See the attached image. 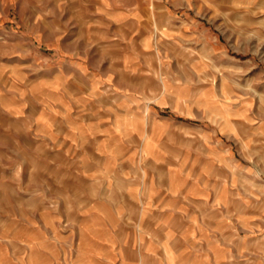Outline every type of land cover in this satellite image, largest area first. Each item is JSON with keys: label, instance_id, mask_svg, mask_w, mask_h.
<instances>
[{"label": "rangeland", "instance_id": "rangeland-1", "mask_svg": "<svg viewBox=\"0 0 264 264\" xmlns=\"http://www.w3.org/2000/svg\"><path fill=\"white\" fill-rule=\"evenodd\" d=\"M102 70L175 118L207 243L145 252L139 185L106 186L89 145L67 143L61 106L101 104ZM0 256L264 264V0H0Z\"/></svg>", "mask_w": 264, "mask_h": 264}, {"label": "crops", "instance_id": "crops-1", "mask_svg": "<svg viewBox=\"0 0 264 264\" xmlns=\"http://www.w3.org/2000/svg\"><path fill=\"white\" fill-rule=\"evenodd\" d=\"M116 75L119 77V72ZM111 79V74L102 70L100 87L91 83L87 90L91 97L101 96V104L92 97L85 99L86 104L61 106L58 118L63 129L72 133L67 143L86 148L89 145L87 152L81 151L80 159L93 161L92 176L97 172L107 176L106 186H116L115 174L124 180V185H139L141 222L147 230L145 244L149 247L145 252L184 250L193 244L207 243L202 235L208 238V231L192 227L188 220L194 214L191 201L197 200L195 181L188 176V165L179 169L174 160L178 151L182 155L188 152L186 147L179 149L171 142L178 137L175 118L162 114L167 106L143 100L140 87L130 91L118 87ZM114 143L124 148L116 157L118 169L113 164ZM99 162L105 164L98 169ZM129 194L137 197L132 190ZM0 264H3L1 256Z\"/></svg>", "mask_w": 264, "mask_h": 264}]
</instances>
